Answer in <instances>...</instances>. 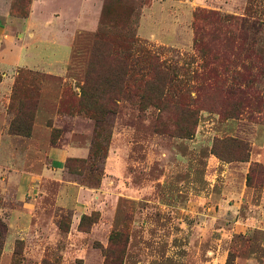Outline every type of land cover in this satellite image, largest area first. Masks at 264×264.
Returning <instances> with one entry per match:
<instances>
[{"label":"rangeland","instance_id":"374dc122","mask_svg":"<svg viewBox=\"0 0 264 264\" xmlns=\"http://www.w3.org/2000/svg\"><path fill=\"white\" fill-rule=\"evenodd\" d=\"M30 1L0 0V264H264V0Z\"/></svg>","mask_w":264,"mask_h":264},{"label":"crops","instance_id":"0c3cea01","mask_svg":"<svg viewBox=\"0 0 264 264\" xmlns=\"http://www.w3.org/2000/svg\"><path fill=\"white\" fill-rule=\"evenodd\" d=\"M32 1V2H31ZM30 1V7H31V9H32V6H33V4L34 5H39L40 6V4H41V2L40 1H34V0H31ZM30 9V10H31ZM31 13H32V10L30 11V12H28V14H27V16L26 17H23V18H18L19 20L18 21H20V23L21 24H23L24 25V30L22 29V32L21 33H19L20 35H18V36H23V33L24 32H26L27 31V27H28V18L30 17V15H31ZM7 14V13H6ZM41 15V17L44 19V23L49 19V18H51V19H53V18H65V19H68L69 17H71V12H70V8L67 10V11H62L59 15H53V14H44V13H40L39 14V16ZM7 16V15H6ZM12 18V17H11ZM14 18V17H13ZM24 21V22H23ZM30 26V25H29ZM60 33V32H59ZM63 38H64V35H62V33L61 34H59V36H58V39L56 40V41H59L58 43H54L55 45H56V47H59V48H61L62 50H61V53H63L64 54V56H67V54H69V47H67V46H65V48H62V46L64 45V44H61L62 43V40H63ZM29 47V45H28V43H26V44H21V46H16L15 48L17 49V53H18V57L20 56L21 57V52H22V50L23 49H26V48H28ZM59 51H60V49H59ZM60 56V55H59ZM55 59V58H54ZM56 60V59H55ZM16 63V62H15ZM63 62H61V64H62ZM37 63H30V65H36ZM41 64V63H40ZM46 64V66H52V65H57L58 66V62L56 61L55 63H54V61H53V63H48L47 61H45L44 62V65ZM27 65V64H26ZM30 65H28V66H30ZM59 66H61L60 64H59ZM58 66V67H59ZM33 67V66H32ZM59 69H61V68H56V70H59ZM45 70V69H44ZM46 71H50V70H46ZM57 72V71H56ZM49 73V72H48ZM50 73H53L52 71H50ZM57 73H59V72H57ZM54 74H56V73H54ZM8 77H6V76H3L1 79H0V89H1V87L3 86V85H6L8 82ZM4 129H5V126H4V122H1V125H0V132H4ZM4 134V133H3ZM68 154H74L73 152H70V153H68ZM58 160H60V158H58L57 157V161Z\"/></svg>","mask_w":264,"mask_h":264},{"label":"trees","instance_id":"16d2710c","mask_svg":"<svg viewBox=\"0 0 264 264\" xmlns=\"http://www.w3.org/2000/svg\"><path fill=\"white\" fill-rule=\"evenodd\" d=\"M13 9V6H11V10ZM16 14L15 15H17V16H20V17H24V16H26V14H27V11H25V12H15ZM16 132H18V131H16ZM226 264H228V263H226Z\"/></svg>","mask_w":264,"mask_h":264}]
</instances>
